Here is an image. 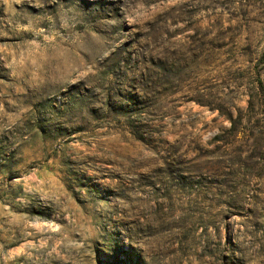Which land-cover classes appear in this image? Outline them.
<instances>
[{"label": "rangeland", "instance_id": "obj_1", "mask_svg": "<svg viewBox=\"0 0 264 264\" xmlns=\"http://www.w3.org/2000/svg\"><path fill=\"white\" fill-rule=\"evenodd\" d=\"M0 264H264V0H0Z\"/></svg>", "mask_w": 264, "mask_h": 264}]
</instances>
